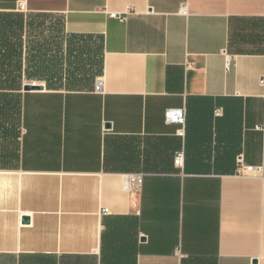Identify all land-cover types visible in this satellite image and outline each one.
I'll list each match as a JSON object with an SVG mask.
<instances>
[{"label":"crops","instance_id":"0c3cea01","mask_svg":"<svg viewBox=\"0 0 264 264\" xmlns=\"http://www.w3.org/2000/svg\"><path fill=\"white\" fill-rule=\"evenodd\" d=\"M9 13L63 15L91 73L26 79L68 47L24 32L20 109L0 89V264H264V0H0Z\"/></svg>","mask_w":264,"mask_h":264},{"label":"rangeland","instance_id":"374dc122","mask_svg":"<svg viewBox=\"0 0 264 264\" xmlns=\"http://www.w3.org/2000/svg\"><path fill=\"white\" fill-rule=\"evenodd\" d=\"M18 14L19 13H10L6 16H0V45L2 44L4 46V44L7 45L12 43L15 47V44L18 42V36L22 34L23 41L25 34L24 32H26L27 37H30L31 46L36 48L38 46H42L43 44H46V46H51V55L53 56L59 53V50L62 49L63 41L67 39L68 48L66 65H64L62 59L58 60V57L47 58L45 63L41 58L35 59L32 67L33 72L36 73V75L45 74L52 76L55 74L54 76L66 77L67 81L65 82H68V78H70L69 76H75L79 79L84 71L91 73L90 67L88 66L84 68L83 61L78 58L79 52L81 50H85V45H87V43L79 40L76 34L64 33L65 22L63 15L52 13H24L22 17L24 18L25 28L22 32H20L18 30V21L20 19ZM8 52L10 51L8 50ZM13 59H15V57L10 53L4 57L3 54H0V63L4 60L10 63ZM60 72L61 74H59ZM32 82L38 83L37 81L32 80L26 81V83ZM80 83L81 87L86 86L88 85V80ZM11 98L12 97L9 96L6 97L5 100L3 98V100L8 103L10 102Z\"/></svg>","mask_w":264,"mask_h":264},{"label":"trees","instance_id":"16d2710c","mask_svg":"<svg viewBox=\"0 0 264 264\" xmlns=\"http://www.w3.org/2000/svg\"><path fill=\"white\" fill-rule=\"evenodd\" d=\"M10 14V13H9ZM6 16L7 14H2ZM19 15V21H18V30L20 32L23 31L25 27L24 18L22 17V14ZM77 36V35H76ZM78 37V36H77ZM5 46H9L8 44H4ZM40 51H42V46H40ZM12 54L15 59H13L10 63L6 62L4 60L0 63V89H3L4 91H13V92H4L3 98L4 100L8 96H12L13 98V105L17 106L19 109L21 107L22 101H21V93L19 92L22 89L23 85V49H22V34L18 36V42L15 44V47L13 46L12 50L10 52H3V57L7 56L8 54ZM33 76H37L36 73L29 70L28 64H26V72L25 77L26 79H30ZM67 86L68 87H74V86H80V82H83L82 80H79L75 76H69ZM48 87H61L63 85L62 79L56 78L54 80H47L46 81ZM9 94V95H8ZM5 104H10V102L4 101Z\"/></svg>","mask_w":264,"mask_h":264},{"label":"built area","instance_id":"2783aa9c","mask_svg":"<svg viewBox=\"0 0 264 264\" xmlns=\"http://www.w3.org/2000/svg\"><path fill=\"white\" fill-rule=\"evenodd\" d=\"M20 9L21 10H26V3L22 2L20 4ZM228 67L230 66V62H227ZM36 83V82H32ZM98 89L101 88V81L98 83L97 86ZM165 119L169 123H175V124H180V125H185L186 123V109L183 107H171L166 109L165 111ZM180 132L183 133V130H180ZM176 162L180 165L184 164V152H178L177 153V159ZM240 163V168L238 169V173L242 175H248L252 172H258L262 171L263 166H253V165H245L243 160H239ZM142 182V177L137 176L133 178V183L134 185L139 189L141 186ZM106 211V210H104Z\"/></svg>","mask_w":264,"mask_h":264},{"label":"water","instance_id":"95a60500","mask_svg":"<svg viewBox=\"0 0 264 264\" xmlns=\"http://www.w3.org/2000/svg\"><path fill=\"white\" fill-rule=\"evenodd\" d=\"M25 90L42 89V85L38 83H26L24 85ZM25 221H29V217L24 218Z\"/></svg>","mask_w":264,"mask_h":264}]
</instances>
